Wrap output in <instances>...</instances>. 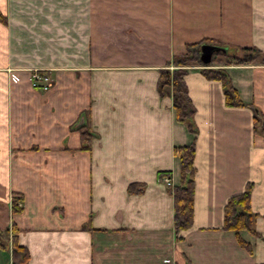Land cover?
Instances as JSON below:
<instances>
[{
	"label": "crops",
	"instance_id": "0c3cea01",
	"mask_svg": "<svg viewBox=\"0 0 264 264\" xmlns=\"http://www.w3.org/2000/svg\"><path fill=\"white\" fill-rule=\"evenodd\" d=\"M0 14V228L27 264H264V65L221 67L246 106L226 105L219 80L188 68L194 134L157 89L188 43L264 52V0H0ZM36 69L47 89L31 86ZM193 141V221L178 239L174 148ZM248 182L257 235L239 236L251 252L222 229ZM6 241L0 264H11Z\"/></svg>",
	"mask_w": 264,
	"mask_h": 264
},
{
	"label": "trees",
	"instance_id": "16d2710c",
	"mask_svg": "<svg viewBox=\"0 0 264 264\" xmlns=\"http://www.w3.org/2000/svg\"><path fill=\"white\" fill-rule=\"evenodd\" d=\"M0 18H3L0 14ZM202 43H212L223 46L220 42L204 38L198 42L186 44L185 51L172 57L168 66L160 71L158 80V93L163 95L166 91L171 92L172 106L175 111L176 120L187 124L190 133L196 132L192 117L195 108L188 95V90L184 82V75L190 67L201 66V73L208 79L219 80L222 84L224 100L228 106H246L240 99L236 89L230 84L229 77L222 66L229 64H261L264 65V52L254 46L230 47L225 53L219 52L212 57V65L218 68L202 67L198 58V50ZM254 130L259 129L263 118L260 111L253 106ZM82 139V149L90 146L92 133L84 124H79L76 128ZM194 141L188 145L174 148V155L178 158L181 183L171 188L173 197V227L178 239L182 238L181 233L192 226L193 221V201H194ZM133 184L129 186V190ZM252 182L246 183L244 190L228 198L223 208L222 229L232 231L237 237L238 243L248 252H251L249 243L243 241L239 232L246 230L253 235H257L254 229V220L257 214L251 207ZM22 201L20 193H13L11 200L12 212L16 213L22 209L18 202ZM11 237V264H27L29 253L25 246L19 245L16 240L14 230L0 228V248L7 247L6 236Z\"/></svg>",
	"mask_w": 264,
	"mask_h": 264
},
{
	"label": "water",
	"instance_id": "95a60500",
	"mask_svg": "<svg viewBox=\"0 0 264 264\" xmlns=\"http://www.w3.org/2000/svg\"><path fill=\"white\" fill-rule=\"evenodd\" d=\"M226 51L227 47L225 46L212 43H202L199 47L198 58L199 61L206 66L211 63L214 54L219 52L225 53Z\"/></svg>",
	"mask_w": 264,
	"mask_h": 264
},
{
	"label": "built area",
	"instance_id": "2783aa9c",
	"mask_svg": "<svg viewBox=\"0 0 264 264\" xmlns=\"http://www.w3.org/2000/svg\"><path fill=\"white\" fill-rule=\"evenodd\" d=\"M51 83V78L50 76L43 71L40 70H33L31 73V86L33 88H42V89H47L50 86ZM164 183L166 185L171 184V180L168 177H164L163 179Z\"/></svg>",
	"mask_w": 264,
	"mask_h": 264
}]
</instances>
